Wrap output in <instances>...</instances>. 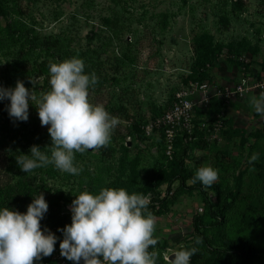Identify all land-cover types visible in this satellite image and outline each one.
Listing matches in <instances>:
<instances>
[{
	"label": "rangeland",
	"instance_id": "obj_1",
	"mask_svg": "<svg viewBox=\"0 0 264 264\" xmlns=\"http://www.w3.org/2000/svg\"><path fill=\"white\" fill-rule=\"evenodd\" d=\"M68 49L104 71L88 99L119 124L108 146L74 154L79 175L53 164L24 173L16 157L32 145L50 157L48 126L35 101L25 126L6 124L0 101V209L20 212L42 193L66 211L84 190L124 188L166 201L157 211L148 206L158 264L181 245L199 248L190 264H244L195 245L194 214L211 247H222L223 231L239 247L264 248V120L249 103L261 94L255 84L264 83V0H0V86L19 80L39 99L50 90L49 62ZM243 81L248 90L225 94ZM179 100L183 113L171 108ZM253 154L259 158L249 163ZM201 166L218 170L210 188L188 183ZM179 173L192 189L171 180ZM200 189L214 209L231 193L221 227L210 226ZM54 249L34 264L68 262Z\"/></svg>",
	"mask_w": 264,
	"mask_h": 264
},
{
	"label": "clouds",
	"instance_id": "obj_2",
	"mask_svg": "<svg viewBox=\"0 0 264 264\" xmlns=\"http://www.w3.org/2000/svg\"><path fill=\"white\" fill-rule=\"evenodd\" d=\"M84 68L83 60L77 57L50 61V90L42 92L39 99L22 81L17 80L15 88L0 86V101L10 102V118L27 121L30 101H35L41 126H48L50 157L32 145L28 155L16 157L22 172L53 164L62 172L79 175L82 168L74 166V154L99 150L111 142L119 119L110 115L103 104L89 101V88L98 83V77L95 73L85 74ZM249 103L264 120V93L250 97ZM258 158L253 154L249 163ZM217 180L218 170L201 166L188 183L200 182L210 188ZM149 203L147 196L129 194L124 188L104 187L97 194L80 192L70 205L71 224L58 229L63 234L60 255L75 264H158L156 217L148 210ZM47 210L42 193L32 199L24 213L8 207L0 209V264H34L52 255L57 237L47 228L42 231L40 224ZM194 243L202 244V237H195ZM198 251L195 246L170 248L166 264H190Z\"/></svg>",
	"mask_w": 264,
	"mask_h": 264
},
{
	"label": "trees",
	"instance_id": "obj_3",
	"mask_svg": "<svg viewBox=\"0 0 264 264\" xmlns=\"http://www.w3.org/2000/svg\"><path fill=\"white\" fill-rule=\"evenodd\" d=\"M18 26V23H17ZM21 26H24V24H21ZM20 37V36H19ZM30 42L35 41L38 42V38L36 37L29 40ZM59 52V50H58ZM88 55L85 53H77L73 52L71 50L61 51L60 58L61 61L65 59H70L72 57H77L83 60L85 68L84 72L85 74H91L95 73V75L98 77V83L100 82V78L103 77L104 71L101 70L98 66V63L95 62V59L92 57H87ZM120 58H127L126 54L120 53ZM60 61V62H61ZM9 101L5 99V107L8 108ZM8 113V111H7ZM7 117L5 118V123L7 124L9 122V119H12L19 127L25 126L27 124V121H18L14 118H10L8 114L5 113ZM180 168L182 169L183 166L180 165ZM179 178V182L182 188L192 189L193 187H188L185 185V179L187 178L185 173H179L178 175H175L171 178ZM168 188V187H167ZM168 191V189H167ZM201 196L203 200L206 202V207L208 210V213L210 217L214 219V222L211 223V227H221L224 216L223 211H225L229 203L227 202V196H230L231 193L228 192L220 205L217 208H213L211 203L208 201L204 191L200 189ZM48 204V210L45 213L43 219L40 221L41 224V230L43 231L45 228H47L49 231H51L56 237L57 241L56 244L59 247L60 241L63 239V234L61 231H58V229H63L65 225L71 224V211L66 210L62 211L59 203V199L55 198L52 199L50 202H47ZM166 204V201L164 199H158L157 197L150 198L149 208L151 210H156L158 205H161L162 207ZM27 207L20 211L21 213L26 212ZM157 211V210H156ZM159 212V211H158ZM192 224L195 232L199 237H202L203 239V245H205L206 249L210 251L211 253L217 252L222 255H226L228 258L232 260L242 259L244 261V264H264V248H254V247H239L236 245V243L229 239L223 231H220V237L222 240V247L214 248L209 245L207 242V238L203 234L202 228L204 227V224L202 223V219L198 214L193 215ZM69 264H75L73 261H69Z\"/></svg>",
	"mask_w": 264,
	"mask_h": 264
},
{
	"label": "built area",
	"instance_id": "obj_4",
	"mask_svg": "<svg viewBox=\"0 0 264 264\" xmlns=\"http://www.w3.org/2000/svg\"><path fill=\"white\" fill-rule=\"evenodd\" d=\"M243 61V59H242ZM255 86H259L260 87V90H261V93H264V83H256ZM249 88V85L246 84L245 81H243L242 83H238L237 86H236V89H229V88H226L225 89V94L226 95H230V94H242L244 91L248 90ZM184 102L186 103L187 101L184 100ZM183 103L181 100L177 101V102H174L172 105H171V108L173 107V110L176 111V110H179L180 113H183ZM182 108V110H181ZM182 115H177L176 118H180ZM171 192V191H170ZM61 262L62 264H69V262H66L65 259H61ZM44 264H54V263H44Z\"/></svg>",
	"mask_w": 264,
	"mask_h": 264
}]
</instances>
